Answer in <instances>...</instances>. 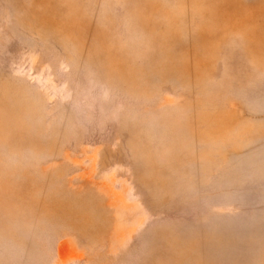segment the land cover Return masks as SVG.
Segmentation results:
<instances>
[{"label": "rangeland", "instance_id": "obj_1", "mask_svg": "<svg viewBox=\"0 0 264 264\" xmlns=\"http://www.w3.org/2000/svg\"><path fill=\"white\" fill-rule=\"evenodd\" d=\"M0 264H264V0H0Z\"/></svg>", "mask_w": 264, "mask_h": 264}]
</instances>
